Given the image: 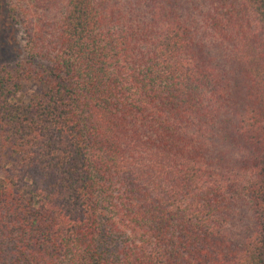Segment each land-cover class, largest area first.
Returning <instances> with one entry per match:
<instances>
[{
    "label": "trees",
    "instance_id": "trees-1",
    "mask_svg": "<svg viewBox=\"0 0 264 264\" xmlns=\"http://www.w3.org/2000/svg\"><path fill=\"white\" fill-rule=\"evenodd\" d=\"M18 1L0 264H264V0Z\"/></svg>",
    "mask_w": 264,
    "mask_h": 264
},
{
    "label": "rangeland",
    "instance_id": "rangeland-1",
    "mask_svg": "<svg viewBox=\"0 0 264 264\" xmlns=\"http://www.w3.org/2000/svg\"><path fill=\"white\" fill-rule=\"evenodd\" d=\"M17 0H12L16 2ZM22 8L23 1H18ZM8 0H0V61H13L22 54L23 34L20 25L10 16ZM16 5V4H12ZM27 10V6H25Z\"/></svg>",
    "mask_w": 264,
    "mask_h": 264
}]
</instances>
